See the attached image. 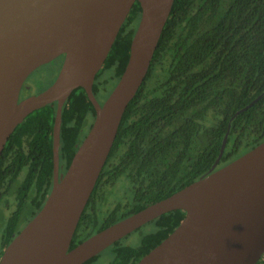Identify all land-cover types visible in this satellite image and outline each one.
I'll return each instance as SVG.
<instances>
[{
  "label": "trees",
  "instance_id": "16d2710c",
  "mask_svg": "<svg viewBox=\"0 0 264 264\" xmlns=\"http://www.w3.org/2000/svg\"><path fill=\"white\" fill-rule=\"evenodd\" d=\"M140 13L135 2L95 76L92 92L100 103L124 71ZM62 60L63 55L49 63L57 66L53 79ZM263 92L264 0H173L146 77L122 115L69 249L207 174L225 136L215 169L264 141ZM55 110L53 102L29 113L0 155V209L6 215L0 255L50 192ZM94 116L84 89H74L62 108L59 164L64 172ZM184 216L183 210H171L146 224L151 229L138 243L125 242L131 233L114 242L105 249L107 264H135ZM257 264H264V256Z\"/></svg>",
  "mask_w": 264,
  "mask_h": 264
},
{
  "label": "water",
  "instance_id": "95a60500",
  "mask_svg": "<svg viewBox=\"0 0 264 264\" xmlns=\"http://www.w3.org/2000/svg\"><path fill=\"white\" fill-rule=\"evenodd\" d=\"M135 2L141 13L127 63L100 103L92 92L95 76ZM172 4L173 0H0V155L10 134L29 113L56 102L50 192L41 209L6 245L0 264H83L176 209L185 212L179 225L135 264H257L264 256V141L215 169L226 136L207 174L69 249L122 115L146 77ZM61 55L51 84L19 100L27 77ZM78 87L86 92L95 116L62 173V108Z\"/></svg>",
  "mask_w": 264,
  "mask_h": 264
},
{
  "label": "rangeland",
  "instance_id": "374dc122",
  "mask_svg": "<svg viewBox=\"0 0 264 264\" xmlns=\"http://www.w3.org/2000/svg\"><path fill=\"white\" fill-rule=\"evenodd\" d=\"M56 65H54V63L51 64H43L39 67H37L29 76H28V83H31L36 89L46 86V85H50L54 74L56 72ZM111 86L110 83H108L107 88H109ZM122 186L119 185L118 188H121ZM117 188V189H118ZM114 193H117V191H114ZM114 200V195H112L107 203H111ZM5 213L2 212V210L0 209V232H1V228L3 227L6 217H5ZM151 228L149 226H142L141 228H139L136 231L131 232V234L125 239L126 243H132V244H136L138 243V241L140 240L141 236L143 234H145L146 231H149ZM109 260V253L104 250L101 252L100 257L97 258V260L92 263V264H107V261Z\"/></svg>",
  "mask_w": 264,
  "mask_h": 264
},
{
  "label": "flooded vegetation",
  "instance_id": "af4514ba",
  "mask_svg": "<svg viewBox=\"0 0 264 264\" xmlns=\"http://www.w3.org/2000/svg\"><path fill=\"white\" fill-rule=\"evenodd\" d=\"M54 61V60H53ZM52 62V61H51ZM50 63V62H49ZM48 64V63H47ZM28 78V77H27ZM27 80V79H26ZM24 81V83H23V85H22V87H21V90H20V94H19V100H27L28 98H30L31 96H33V95H35V94H37V93H35V91H36V88L31 84V83H28L27 81ZM60 172H64L63 171V168L61 167V169H60ZM149 223V222H148ZM148 223H146V224H148ZM146 224H144V225H146ZM143 225V226H144ZM142 227V226H141ZM141 227H139V228H141ZM139 228H137L136 230H138ZM136 230H134V231H136ZM9 243V242H8ZM6 247V246H5ZM3 250H4V248H3ZM3 250H2V253H3ZM2 255V254H1ZM0 255V256H1Z\"/></svg>",
  "mask_w": 264,
  "mask_h": 264
}]
</instances>
